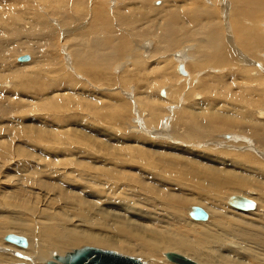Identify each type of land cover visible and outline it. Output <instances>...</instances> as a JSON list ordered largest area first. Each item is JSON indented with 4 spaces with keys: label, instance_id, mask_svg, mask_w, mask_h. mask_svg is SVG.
Masks as SVG:
<instances>
[{
    "label": "rangeland",
    "instance_id": "rangeland-1",
    "mask_svg": "<svg viewBox=\"0 0 264 264\" xmlns=\"http://www.w3.org/2000/svg\"><path fill=\"white\" fill-rule=\"evenodd\" d=\"M251 4L253 0H0V254L27 263L15 252L32 250L34 259L36 241L19 231L37 229L52 217L63 220L53 221L56 225L79 233L136 244L149 243L132 235L147 240L142 227L188 233L186 221L208 223L212 214L207 206L214 201L216 209L223 208L225 198L236 195L231 188L225 195L204 189L215 174L209 168H220L226 182L238 178L239 185L248 177L247 185L238 187L247 199L255 184L264 187L262 157L253 158L251 147L234 142V137L245 138L242 127L249 118L264 123V0ZM101 13L107 24L98 18ZM171 22L177 32L163 53L154 34ZM218 38L224 44L220 54L214 44ZM97 41L107 42L100 52L93 49ZM24 55L31 56L30 64L18 63ZM178 58L185 60L186 69L177 67ZM207 59L226 61L225 69L208 68ZM198 72L201 78L191 89L188 83ZM186 114L221 130H211V139L192 142L187 131L195 123L182 118ZM244 153L252 156L245 164ZM172 195L182 197L184 205L163 204ZM225 205L238 211L228 201ZM200 207L208 219L197 222L188 211ZM142 216L147 220L141 221ZM10 235L26 238L28 247L10 244ZM87 246L149 264L152 257L172 264L164 256L173 252L167 248L148 255L89 239L61 251L42 246L37 263L52 252L64 255ZM248 259L244 264H264Z\"/></svg>",
    "mask_w": 264,
    "mask_h": 264
},
{
    "label": "bare ground",
    "instance_id": "bare-ground-1",
    "mask_svg": "<svg viewBox=\"0 0 264 264\" xmlns=\"http://www.w3.org/2000/svg\"><path fill=\"white\" fill-rule=\"evenodd\" d=\"M260 2H262V0H253V4H251V5H258L259 6L258 3H260ZM244 10L246 11L247 7H246V9L244 8ZM110 17H111V15H110ZM98 18L101 21H103L104 24H107V17H106L105 13H101ZM110 19H113V18H110ZM109 24H110V22H109ZM112 27H113V24H112ZM107 29H108V26H107ZM176 32H177V29L175 27V23L171 22L168 25V27L165 26L164 29L160 30V32H156L154 34V36L158 39V42L160 44L159 45V51L160 52L166 53L167 51H169V49L166 47V43L168 45V43L171 41L172 36H174V34ZM1 33H2V31H1ZM32 34H33V32H32ZM15 36H17V35H15ZM15 38H17V37H15ZM2 39H4V38H2ZM13 40H15V39H13ZM106 43L107 42H102V41L94 42L93 49H95L97 52H100V50L103 47H105V45H107ZM214 44H215V51L217 52V54H220L219 53V49L224 48V44L222 43V40L221 39L216 40ZM5 45H7V44H5ZM126 45H128V44H126ZM16 47H17V45H16ZM18 47H19V45H18ZM122 48H123V46H122ZM138 52H140V50ZM19 57H21V56H19ZM29 57H30L29 61L21 62V61L18 60L19 58L17 59V61H18V63L31 62L32 58H31V56H29ZM144 58L150 59L151 56L147 55V53L145 52V57ZM177 60H178V63H179V64L176 63L177 67L180 66V65H184V61H185L184 59L178 58V59H176V61ZM202 61H204V60L202 59ZM207 61H210V65H211V66H208V68H211V67L218 68L219 67V69H225L223 66L226 63V61H224V60L207 59ZM28 64H30V63H28ZM92 64L95 65V61H92ZM184 66H185V69H186L187 63ZM117 68H118V66H117ZM180 68H182L183 72H184V73H181V72L180 73L182 75H186V72H185L184 68L183 67H180ZM180 68H179V70H180ZM201 75H202V72H200L199 74H196L195 76L194 75L192 76V77H194V79L191 81V83H188L190 88L191 87L193 88L194 86L196 88V84H198V82H199V80L201 78ZM166 93H168V92H166ZM174 93L175 92H173V95H175V97L178 96V95L180 96V93L177 92L178 95H176V93L175 94ZM160 94H161V92H160ZM173 95H171V96H173ZM167 96H169V95H167ZM173 99H174V97H173ZM179 99H176V100L179 101ZM168 100H169V97H168ZM181 101H182V99H181ZM148 102H149V100L146 101V104H145V102L143 104H145L146 107H148L147 106ZM168 103H170V102H168ZM171 104H173V103L171 102ZM152 106H153V103H150L149 107H152ZM150 114H152L153 117H155V115H156L153 111H151ZM261 117H264V114H261ZM182 118H187L186 119L187 121L190 120L191 122L195 123L193 125V127L190 126L191 127L190 130L187 131V137L189 136V138H188L189 140L192 141V139L193 140L195 139V140L198 141V140H207L209 138L211 139V136H212L211 135V130L212 129H210V127H212V125L208 128L207 122H201L200 119H197L195 117L190 118L188 116V114H186ZM248 120H250V122L247 124V126L242 127L243 128V133H241V134H243L244 136H241V134H239L241 137H245V138H241L242 141L241 140L238 141L237 137H234V142H237L235 144L239 145V146H242V145L245 144V145H248L249 147H251V149L253 151H255L252 156H254V154H257L258 156L262 157L260 161L263 162L264 161V152L262 153L261 150L264 149V125H263L264 123L261 124L260 123L261 121H260V122H257V124H256V121L252 117H251V119L249 118ZM155 121H157V120L155 119ZM184 121H185V119H184ZM252 123H255L256 125L253 126ZM220 130H221L220 128L212 130V133L213 132L214 133H217V132L219 133ZM246 136L247 137L251 136V138L253 137L252 138L253 140L248 139ZM238 142H240V143H238ZM249 153L252 154V152H250V151H249ZM250 154H248V153L242 154V156H244V157H242L240 155L241 156L240 158H244V161H241V162H243L244 164H245L246 161L249 162L252 159V156ZM247 156H250V157L246 158ZM255 157H256V155L253 158H255ZM245 158L247 160H245ZM210 163H213V162L211 161ZM256 163H254V164H256ZM235 164H236V162H235ZM237 164H238V162H237ZM239 164H240V161H239ZM209 166H211V165H209ZM230 168H229V170H230ZM213 169H215V170H213ZM208 170H213L215 172V174H214L213 177L212 176L208 177L210 179V182H208L209 185L208 184H207V186H204L206 184L202 185L204 189L209 190V191H215V192H218L221 195H225L226 194V189L231 188L233 193L236 194V195L235 196L233 195L232 197H230L229 200H228V197H226L225 200H224V204H222L224 207L220 208V209L219 208L216 209L218 207L217 206L218 204L215 205L214 201H213V204L211 206H207L205 204L209 208V211L212 214V218L210 216V220H209L208 223H199V224L198 223H193L192 224L191 222L186 221V223H190L191 224V225H189L190 226V231L188 232L190 236H187L188 233H184V232L175 233V232L171 231L168 228L160 230L159 229L160 227H158V226H152L149 230L146 227H142L141 228L142 231L147 233L146 234L147 240L142 238L141 236H138L137 234L136 235L132 234V235L134 237H136V238L141 239L142 241H148L149 243L148 244H144V243L143 244H136V243L132 242L131 240H124L122 238L118 239L117 237H116V239H113V238H110V236L109 237L108 236L104 237V236H100V235H97V234H94V233L85 232L84 230H81V233H79V232H76L74 230H71L66 225H56L53 221H63V220H61V218L59 219L58 217L57 218H53L52 217V218H49L50 220H48L45 224H43L42 226H39L37 229L36 228H28L26 231L23 230V229H21L19 231L20 233H29L28 234L29 238L32 239V237H33L34 240L36 241V244L34 246H38V247H37V250H36V257L34 259L32 258V254H33L32 250H28L26 252L18 250L15 253L19 254V257L21 256L22 258L30 260V261L27 262V263H22L21 261H19V259L14 258L10 254H3V255L0 254V264H3V263H7V264H21V263L22 264H38L37 263V259L40 258V256L42 255V251H41V247L42 246L47 248V250L52 249V250L61 251L68 244L76 243L80 239H89L90 243H93V241H94V242H97V243H100V244H104V245H116V246L122 245L124 247H127V249H129L131 251H139V252H142V253L148 254V255H153L155 252H158L160 249L167 248V249L173 250V252H168V253H174V252L178 253V252L181 251V252H183L185 254H190L189 258L186 257V256L185 257L190 259V260H192V261H194V262L196 261V263L198 262L200 264H244V262L247 261L248 258H251V259H254V260L260 259L262 256H264V187L260 186L259 185L260 183H257L258 184L257 186L255 184V189H253L254 191L250 190V192L248 194L249 196H247L250 199H247V198L244 197V196H246V194L245 195L242 194L243 192L239 191L238 187L240 189V188H243V186L247 185L248 181L245 180V179H248V177L245 178V179H241L240 180V185L242 186V187H240L239 182L237 183L238 178L236 179V177L234 179L229 180V182L224 181L223 171L220 170V168L213 167V168H209ZM229 170L227 171V174L230 173ZM254 177H256V175ZM259 177H261V176L259 175ZM205 181H204V183H207L208 179H206ZM202 183H203V181H202ZM250 184H248V185H250ZM233 185H236V187H234ZM251 186H252V184H251ZM245 190H246V188H245ZM94 195H96V193ZM204 199H206V198L204 197ZM241 199H244V200L246 199V200H250V201L254 202V208L251 209V210L238 208V206H239L238 204L240 203ZM255 200L258 202V205H259V207H257V209H256V205L257 204L255 203ZM206 201H207V199H206ZM226 201H228V203L232 206V208L234 207V209L236 208V210H238V211H230V210H228L229 208L227 209V207H225L226 206L225 205ZM162 202L165 205H169V207H182L184 205V203H185L184 199L182 197L178 196V195H172V196H170V200H163ZM206 203H208V201ZM123 204L121 203V205L119 207L125 208ZM200 204H203V203H200ZM222 205H220V206H222ZM255 209L257 211L255 213H252V212H254ZM114 210L115 211L117 210V212L121 211V209L120 210L116 209V207H115ZM121 212H123L125 214L127 211L123 210ZM204 212L206 213V211H204ZM103 213L104 212H101V214H103ZM194 213H195V211H191V209L188 211V214H190V216H192V217H194L193 216ZM206 215H207V218H206V220H207L208 219V213H206ZM108 216H112V215L108 214ZM121 216L122 215L120 214V217ZM250 216H252L253 219H250L249 221L244 220V217L250 218ZM116 217L120 218L118 215H116ZM122 218H123V216H122ZM140 218L142 219L141 221L147 220L146 217H143V216L140 217ZM194 219L196 220V218H194ZM206 220H199L197 222L206 221ZM104 221H106V223L109 222V221L106 220V218H105ZM108 225H109V223H108ZM121 231H123V230L121 229ZM0 234H1V231H0ZM129 238H130V236H129ZM130 239H133V238H130ZM24 240H26V238ZM8 242L10 244L12 243L10 241H8ZM27 243H28V241H27ZM12 244L20 247L19 245L15 244V243H12ZM27 245L28 244H26V247H28ZM21 247H24V246H21ZM82 248H84V247H82ZM107 251H111V250H107ZM67 253H65L63 255V254H58L56 252H52L50 255H48L47 258H44L41 261V263H39V264H48L49 261H56L55 258L57 256H62V255L65 256ZM69 253H70V251H69ZM168 253H165L164 256H165L166 260L171 262L168 259V257H167ZM123 255H125V254H123ZM152 258H154L155 261L153 263H151V264H166V263H161L160 260L157 257H152ZM260 260H264V258L260 259ZM145 263L147 264L148 262H145ZM171 263L172 264H176L174 262H171Z\"/></svg>",
    "mask_w": 264,
    "mask_h": 264
},
{
    "label": "water",
    "instance_id": "water-1",
    "mask_svg": "<svg viewBox=\"0 0 264 264\" xmlns=\"http://www.w3.org/2000/svg\"><path fill=\"white\" fill-rule=\"evenodd\" d=\"M18 60L25 62L29 61L30 57L24 55L19 57ZM180 72L184 73L182 68H180ZM238 205V208L240 209L251 210L254 208V202L246 199H241ZM193 216L196 220H206L207 218L206 213L201 208H196ZM7 240L20 247L26 246V241L17 235H10ZM167 257L171 262L176 264H198L176 253H168ZM55 259L56 261H49L48 264H146L140 258L93 247L77 249L73 252L67 253L65 256H57Z\"/></svg>",
    "mask_w": 264,
    "mask_h": 264
}]
</instances>
